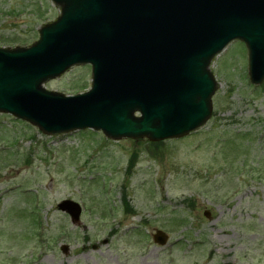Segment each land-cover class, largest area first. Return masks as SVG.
<instances>
[{"label": "rangeland", "instance_id": "rangeland-1", "mask_svg": "<svg viewBox=\"0 0 264 264\" xmlns=\"http://www.w3.org/2000/svg\"><path fill=\"white\" fill-rule=\"evenodd\" d=\"M58 13L50 0H0V46L31 45ZM211 69L218 83L212 118L149 152L146 141L100 133L45 138L0 114V264H264V90L245 80L240 43L231 42ZM90 79V67L76 66L45 87L74 95ZM231 135L241 150L221 145ZM134 151L137 164L125 176ZM122 183L135 216L120 207ZM65 199L82 206L84 230L58 211ZM153 229L169 234L164 249L151 244Z\"/></svg>", "mask_w": 264, "mask_h": 264}, {"label": "water", "instance_id": "water-1", "mask_svg": "<svg viewBox=\"0 0 264 264\" xmlns=\"http://www.w3.org/2000/svg\"><path fill=\"white\" fill-rule=\"evenodd\" d=\"M58 20L28 49H0V112L56 135L92 128L110 139L178 138L209 117L210 60L234 38L248 49L251 77L264 78V0H52ZM247 13L205 45L203 22L228 21L227 5ZM220 14H219V13ZM204 29H207L204 27ZM202 33L201 42L192 35ZM92 66V88L64 97L42 84L73 65ZM135 112L140 117L134 116ZM74 219L72 203L62 207Z\"/></svg>", "mask_w": 264, "mask_h": 264}, {"label": "trees", "instance_id": "trees-1", "mask_svg": "<svg viewBox=\"0 0 264 264\" xmlns=\"http://www.w3.org/2000/svg\"><path fill=\"white\" fill-rule=\"evenodd\" d=\"M151 147L154 146V145H150Z\"/></svg>", "mask_w": 264, "mask_h": 264}]
</instances>
